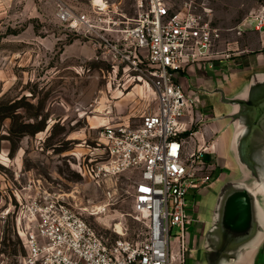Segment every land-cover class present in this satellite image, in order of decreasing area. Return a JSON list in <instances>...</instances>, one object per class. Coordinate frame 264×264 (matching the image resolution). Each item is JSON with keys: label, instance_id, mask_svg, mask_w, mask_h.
Wrapping results in <instances>:
<instances>
[{"label": "rangeland", "instance_id": "374dc122", "mask_svg": "<svg viewBox=\"0 0 264 264\" xmlns=\"http://www.w3.org/2000/svg\"><path fill=\"white\" fill-rule=\"evenodd\" d=\"M92 1L0 0V264H23L25 234L33 222L28 204L38 196L40 182L50 192L65 195L72 209L110 242H142L149 234L145 220H139L134 209L137 171L118 175L109 184H98L85 173V168L105 158L99 138L106 125L124 122L137 127L157 105L152 88L129 77L138 73L115 67L94 47L91 37L73 31L58 18L60 4L88 12ZM108 1L130 18L135 16L136 0ZM166 1L172 11L188 2L205 7L213 24L223 29L237 26L261 4L259 0ZM240 42L247 49L242 56L257 55L264 63V34L251 33ZM246 67L235 58L213 68L194 66L179 76L196 103L182 120L184 126L189 125L185 136L195 144H213L218 150L213 152L212 167L220 179L188 199V211L195 221L186 227V243L195 259H204L205 253L203 240L196 241L199 226L207 233L222 186L240 176L231 152L232 126L214 140L204 130L228 120L222 117L230 109L214 91L222 88L228 96L235 95L254 73L264 72L250 74L244 72ZM193 70L221 86L197 87L190 77L195 75ZM133 88L146 94L132 98L129 92ZM210 113H220L221 118L211 119ZM179 234L177 228L172 230L173 255L179 252Z\"/></svg>", "mask_w": 264, "mask_h": 264}, {"label": "built area", "instance_id": "2783aa9c", "mask_svg": "<svg viewBox=\"0 0 264 264\" xmlns=\"http://www.w3.org/2000/svg\"><path fill=\"white\" fill-rule=\"evenodd\" d=\"M259 1L257 10L230 29L215 26L208 9L189 2L172 11L166 0H136L133 18L108 0H93L88 12L59 5L62 23L91 37L115 67L138 73L129 77L144 81L156 96L155 112L139 126L122 122L102 129L99 146L105 158L85 168L98 184L138 172L134 209L149 234L142 242H110L72 209L65 195L40 182L38 196L28 204L33 222L25 234L23 264H188L192 250L186 227L195 221L188 199L217 182L220 174L212 167L210 145L185 136L189 127L182 120L196 103L179 76L194 66L213 68L245 54L241 38L264 34V0ZM174 228L180 233L177 255L170 250Z\"/></svg>", "mask_w": 264, "mask_h": 264}, {"label": "water", "instance_id": "95a60500", "mask_svg": "<svg viewBox=\"0 0 264 264\" xmlns=\"http://www.w3.org/2000/svg\"><path fill=\"white\" fill-rule=\"evenodd\" d=\"M233 128L231 152L240 176L222 186L205 235L209 264H243L264 244V72L254 73L243 89L228 96ZM209 159V156L206 158Z\"/></svg>", "mask_w": 264, "mask_h": 264}, {"label": "crops", "instance_id": "0c3cea01", "mask_svg": "<svg viewBox=\"0 0 264 264\" xmlns=\"http://www.w3.org/2000/svg\"><path fill=\"white\" fill-rule=\"evenodd\" d=\"M236 60L238 61V63H242L244 66H247L244 69V72H248L251 74L255 70L264 71V63H263V61H261V58L258 57L257 55H255V56H240L239 58H236ZM193 71L195 72V75L190 76V77L192 78V82L195 83V85H197V87L202 86L203 84H208V83L210 85H212L213 87L214 86H221L220 84L212 83L209 79L205 78V75H201V76L198 75L197 70H193ZM203 77L205 78L204 80H202ZM193 85L194 84H192V86ZM145 90L147 91L146 87H145ZM146 91H143V94H142L141 90H138V88H133V91L129 92V95H131L132 98L137 96V95L144 96V94H146ZM209 116L211 117V119H214V118L220 119L221 118V117H218V116H220V113H218L216 116H214L213 114L210 113ZM223 118L225 119V117H222V119ZM192 120H193V117H192ZM227 122H228V120H227ZM227 122L225 121V123L219 127L215 124H210L209 128L207 127L204 130L206 131V134L212 140H214L215 138H218L220 136V134H223L225 132V130L229 127V124ZM188 127H189V125H188ZM210 148H211L212 152L217 153L218 150H216V147H214L213 144L212 145L210 144ZM204 190L207 191L208 189L206 188ZM204 190H202V191H204ZM202 191H200V192H202ZM192 197L196 198L197 196H192ZM202 228H203V226H201V227L199 226V231L197 233L198 239H196V241H197V243H199L201 240H203L202 244H203L204 251H205L204 259H201L200 257L198 259H195V258H193L192 253H190V255L187 259L188 264H209V262L206 259V254H207V248H206V242H205L206 229L205 228L202 229ZM198 248L193 249V251L196 252L198 250ZM263 259H264V244L248 260H245L243 262V264H264Z\"/></svg>", "mask_w": 264, "mask_h": 264}, {"label": "bare ground", "instance_id": "6f19581e", "mask_svg": "<svg viewBox=\"0 0 264 264\" xmlns=\"http://www.w3.org/2000/svg\"><path fill=\"white\" fill-rule=\"evenodd\" d=\"M120 228V227H119Z\"/></svg>", "mask_w": 264, "mask_h": 264}]
</instances>
